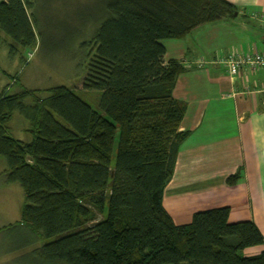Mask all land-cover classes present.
I'll return each instance as SVG.
<instances>
[{
  "label": "trees",
  "instance_id": "trees-1",
  "mask_svg": "<svg viewBox=\"0 0 264 264\" xmlns=\"http://www.w3.org/2000/svg\"><path fill=\"white\" fill-rule=\"evenodd\" d=\"M32 1H0V36L14 47L34 46ZM96 1L100 18L81 83L82 91L99 93L96 108L63 86L0 92L3 172L23 194L18 224L30 235L24 243L40 245L28 261L264 264V238L253 222L230 223L229 209L220 207L175 225L162 205L188 136L180 131L186 106L172 96L184 67L165 60L162 41L231 19L234 6L225 0ZM14 115L25 123L15 125ZM19 130L22 140L11 135ZM239 178L236 173L225 183L234 186ZM253 247L263 249L243 254Z\"/></svg>",
  "mask_w": 264,
  "mask_h": 264
},
{
  "label": "crops",
  "instance_id": "crops-1",
  "mask_svg": "<svg viewBox=\"0 0 264 264\" xmlns=\"http://www.w3.org/2000/svg\"><path fill=\"white\" fill-rule=\"evenodd\" d=\"M225 1L235 8L231 19L200 26L184 39L162 41L165 60L175 59L184 67L172 96L186 106L180 131L188 132L162 205L175 225L189 223L195 212L227 207L230 223L251 221L264 238V68H242L230 76L217 62L231 51L264 54V21L259 19L264 0ZM236 173L239 181L226 185V178ZM0 188L1 195L13 196L14 205L21 207L22 191L20 195V189L6 182L4 172ZM19 218L0 224V230L13 228L19 232L16 239L29 237ZM262 249L248 248L243 254ZM15 251L13 247L8 253ZM30 252L21 246L16 251L24 254L23 264H30Z\"/></svg>",
  "mask_w": 264,
  "mask_h": 264
},
{
  "label": "rangeland",
  "instance_id": "rangeland-1",
  "mask_svg": "<svg viewBox=\"0 0 264 264\" xmlns=\"http://www.w3.org/2000/svg\"><path fill=\"white\" fill-rule=\"evenodd\" d=\"M28 14L32 15L34 46L14 47L8 38L0 36V92L7 87H12L13 91L20 88L41 91L63 86L75 90L84 101L96 108L99 93L82 91L81 83L85 75L84 57L100 18L97 1L33 0ZM14 81L16 84L11 86ZM14 117L17 119H13L15 125L25 123L19 116ZM11 135L22 140L25 133L19 130ZM4 167V161L0 159V174ZM14 185L20 189L21 195L19 185ZM19 210L20 207L14 205L13 196H4L0 192V224H13L19 218ZM12 229L0 230V258H6L5 263L0 264H23L24 254L16 253L18 246L25 252L40 246L31 247L24 243L23 238H14L19 232ZM13 247L16 251L8 253Z\"/></svg>",
  "mask_w": 264,
  "mask_h": 264
},
{
  "label": "built area",
  "instance_id": "built-area-1",
  "mask_svg": "<svg viewBox=\"0 0 264 264\" xmlns=\"http://www.w3.org/2000/svg\"><path fill=\"white\" fill-rule=\"evenodd\" d=\"M6 1V0H0ZM259 19L264 21V14L259 15ZM218 63L225 65L230 76H236L242 68H247L252 72L264 68V54L253 52L250 54H238L234 51L229 52L223 59H217ZM264 92V88L262 89Z\"/></svg>",
  "mask_w": 264,
  "mask_h": 264
},
{
  "label": "water",
  "instance_id": "water-1",
  "mask_svg": "<svg viewBox=\"0 0 264 264\" xmlns=\"http://www.w3.org/2000/svg\"><path fill=\"white\" fill-rule=\"evenodd\" d=\"M236 14L234 13V16H235Z\"/></svg>",
  "mask_w": 264,
  "mask_h": 264
}]
</instances>
